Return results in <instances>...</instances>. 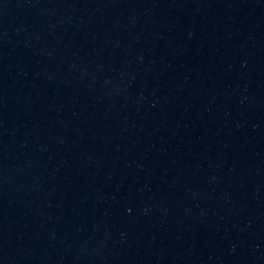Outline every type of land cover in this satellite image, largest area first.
<instances>
[{"label": "water", "instance_id": "95a60500", "mask_svg": "<svg viewBox=\"0 0 264 264\" xmlns=\"http://www.w3.org/2000/svg\"><path fill=\"white\" fill-rule=\"evenodd\" d=\"M0 264H264V0H0Z\"/></svg>", "mask_w": 264, "mask_h": 264}]
</instances>
